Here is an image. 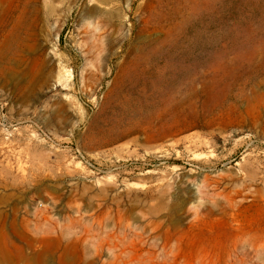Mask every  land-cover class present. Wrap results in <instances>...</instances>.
Listing matches in <instances>:
<instances>
[{"label":"rangeland","instance_id":"rangeland-1","mask_svg":"<svg viewBox=\"0 0 264 264\" xmlns=\"http://www.w3.org/2000/svg\"><path fill=\"white\" fill-rule=\"evenodd\" d=\"M0 264H264V0H0Z\"/></svg>","mask_w":264,"mask_h":264},{"label":"bare ground","instance_id":"bare-ground-1","mask_svg":"<svg viewBox=\"0 0 264 264\" xmlns=\"http://www.w3.org/2000/svg\"><path fill=\"white\" fill-rule=\"evenodd\" d=\"M1 36H2V35H1ZM2 38H3V37H2ZM11 48H12V45H9V44H8V48H7V49H8V52H10L9 50H11ZM7 56H8V54H6L5 57H7ZM12 60H13V59H12ZM9 62H10V61H9Z\"/></svg>","mask_w":264,"mask_h":264}]
</instances>
